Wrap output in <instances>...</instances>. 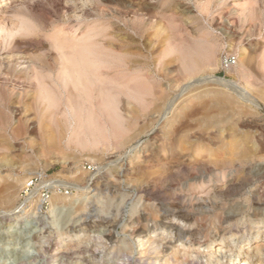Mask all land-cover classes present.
I'll list each match as a JSON object with an SVG mask.
<instances>
[{
	"label": "rangeland",
	"instance_id": "obj_1",
	"mask_svg": "<svg viewBox=\"0 0 264 264\" xmlns=\"http://www.w3.org/2000/svg\"><path fill=\"white\" fill-rule=\"evenodd\" d=\"M0 20V175L20 180L17 204L34 190L39 191L36 199L41 198L42 205L38 216L49 220L42 226L40 223L39 229L44 228L45 233L32 243L44 246L52 235L48 227L58 216L50 212L54 195L69 204L96 194L84 203L79 201V209L83 208L78 214L87 220L84 235L96 230L95 235L113 234L110 241L105 236L93 240L98 241L103 259L114 264H137L132 251H139L141 246L133 236L135 223L147 212L155 215L160 210L157 219L151 217L149 226L168 218L176 226L198 231L191 242L183 240L185 248L177 243V252L182 254L186 249V254L194 256L199 245L204 251L207 243L216 244L211 251L218 255L217 260L194 259L195 264H218L232 246L234 233L240 237L233 249H242L244 256L237 261L244 264L246 253L252 254L246 239L262 226L252 217L254 209L260 208L264 222V0H0ZM77 44H94L103 52L110 50L117 55L110 60L119 58L122 64H134L139 75L136 78L149 83L151 94H143L147 100L138 98L143 102L136 100L140 96L122 95L118 114L123 119L115 115L121 122L113 124V132L112 125L103 126L101 133L93 124H84L79 132L85 137L72 138L73 142L66 138L56 147L43 136L41 83L45 81L56 92L73 89L75 94L82 93L80 99L86 97L82 86L89 83L91 87L90 82L83 80L82 84L79 74L70 67L75 61L72 55L77 56ZM196 49L207 53L199 58ZM189 55L201 65L191 73L181 61ZM232 56L237 61L235 67L223 70L222 62ZM61 70L66 72L67 81ZM207 76L237 83L260 107L211 86L196 88L195 81ZM146 77L148 80H144ZM78 82L82 86L78 87ZM90 89L95 96L100 91L97 84ZM200 90L203 92L198 93ZM224 95L233 100L231 106L220 102ZM178 97L173 111L164 117L165 104ZM129 113L136 119L127 116ZM152 129L156 133L148 137ZM115 135L128 137V145L119 146L123 138L117 140ZM136 141L141 148L138 145L132 157H125ZM142 161L150 166L144 167ZM90 174H96L94 185L101 191L85 196L75 188L84 185ZM52 181H60L63 186L53 189L47 185ZM169 204L182 209L187 217L174 219L164 208ZM4 209L0 206V212ZM31 213H37L35 208ZM230 214L237 217L228 220ZM96 215H108L107 221H115L117 226H100ZM162 231L159 228L152 238L168 236L176 241L171 230ZM241 232L246 234L242 237ZM258 235L262 234L255 233L257 241ZM79 237L72 249L77 250L79 243L80 247L88 245L89 241L81 242L89 236ZM56 241L51 238V246ZM48 253L40 251L28 264H53ZM227 259L228 255L224 264H229Z\"/></svg>",
	"mask_w": 264,
	"mask_h": 264
},
{
	"label": "bare ground",
	"instance_id": "obj_2",
	"mask_svg": "<svg viewBox=\"0 0 264 264\" xmlns=\"http://www.w3.org/2000/svg\"><path fill=\"white\" fill-rule=\"evenodd\" d=\"M4 1H11V0H4ZM150 12H152V11H150ZM0 23H2V22H0ZM151 26H152V24H151ZM82 45L79 46L77 44V46L79 48H77L75 46L77 48L75 50H78L77 56L74 57L72 55V58H75V61L72 64L73 66L70 64V67L72 68L73 71L77 72V75L79 74L78 76H80L79 78L81 79L82 84L90 82L91 87L93 85H96V84L99 86L100 91L98 92V90H96V94L98 92L97 96L93 95V91L92 92L90 91L91 87L88 85L89 83L85 84L83 86H82V84L80 85L79 82L77 83L78 87L80 85V86L84 87L83 89H85V91L82 89L83 90V97H84V93L87 94V95L85 94L86 97H84L82 99H80V97H81L80 94H82V93L75 94L76 92L75 93L72 92L73 89L67 90L65 92H63L62 90L58 91L59 90L58 89L56 92L53 89H51V85L45 83L44 80H43L44 82L41 83V92H42L41 94L43 96V101L45 102L43 104L44 115L41 118V125L45 129L43 136H44V139L52 141L54 146H56V147H59L60 143L63 142L66 138H69L71 140V142H73L75 140L72 138H78L81 136L83 137L84 135L79 132V128L82 127L84 124H87V125L93 124L95 127H97L96 129H98V128L100 129V130L98 129V131L101 133H103V128H102L103 126L112 125V128L111 127L110 128L113 129L114 128L113 124L119 123L118 120L120 121V119L116 116H117L118 112H120V111H118V106H119L118 104L121 103L122 95L126 94L128 96L129 94H131V96H140V97H136V100H137L138 98L140 99L141 97H145V96H143V94L144 95L149 94L150 93L149 91H151V87L149 86V83L147 81H139V79L136 78L139 75L137 73L138 71L135 69L136 66L134 67V64L131 65V63H127V62H124L122 64L120 62H123V61H121V59H119V58H117L115 60H113V59L110 60L112 57H116L117 55L115 56L114 55L115 53L113 51H110V50L107 52H103L102 51L103 49L102 50L99 49L102 47L98 48L94 44L86 45V46H84V45L82 46ZM75 47H73V48H75ZM104 50L106 51L108 49H104ZM201 50H203V49H201ZM195 51H197V55H196L197 57L200 58V57H202V55L205 56L204 53L206 51H204V52L202 51L203 54L200 51V49H198V50L196 49ZM75 54H76V52H75ZM206 55H208V54H206ZM190 56L191 55L182 57L181 61H183L186 72L188 71L191 73V72L195 71L199 67L200 64L198 62V59H195V60L191 59ZM208 56H210V55H208ZM106 58H108V59H106ZM69 60H72V59H69ZM70 67L67 63V68L71 69ZM65 70H67V69H65ZM63 71L61 73H64L65 75L64 74L63 75L67 77L66 72H63ZM73 71H72L73 74L72 73H70V74L74 75L75 72H73ZM69 72H71V71L69 70ZM142 73H143V71H142ZM72 75H70V76H72ZM144 76H143V78H144ZM46 77L47 76H45L44 78H46ZM75 77H73V78L75 79ZM142 79L140 78V80H142ZM63 80H64V78L62 79V81ZM67 80H68V77H67L66 81ZM83 80H85L84 81L85 83H83ZM144 80H148V77H146V79H144ZM41 81H42V79H41ZM48 83H49V81H48ZM73 83H74V85H76V83L74 81H73ZM101 84H104V86L103 85L101 86ZM87 85L89 86L90 90L89 89L86 90V88H88ZM190 85H191V83H190ZM195 85L198 87H196ZM195 85L194 86L198 89L211 86V87L219 89V90H223V91L230 92L232 94H236L237 96L240 97L242 102L256 106V108L260 107L259 106L260 103H258V101L250 93H248L243 87L239 86L235 82L228 81V80L218 78L215 76H207V77L198 78L195 81ZM65 86H67V85H65ZM55 87H57V86L55 85ZM67 89H70V88H67ZM88 90L91 93L90 95H88V93H89ZM201 92H203V91L200 90L198 93H201ZM180 97H178L174 102L170 101V102H168V104H165L164 112H163L164 117L167 116V114H168L166 112L173 111V109L176 106V102H178V100H180ZM146 98L147 97H145V99ZM142 100H144V98ZM139 101H141V100H139ZM232 101L233 100L226 95H224L222 98H220V102L222 104H225V105L230 104L229 106H231ZM141 102H143V101H141ZM144 104H146L145 101H144ZM147 104H149L148 101H147ZM140 105L143 106V103H141ZM233 105H235V104H232V106ZM148 106L150 107V105H148ZM143 108H144L143 110H146L145 107H143ZM134 109H135V107H134ZM141 109H142V107H141ZM136 110H137V108H136ZM143 110H141V112ZM132 111H134L133 108H132ZM134 113L135 112H132V114H134ZM132 114L129 113V115H127V116H130ZM132 116L134 118L136 117V115H132ZM120 117H122V119H123V116H120ZM124 124H126V122ZM128 124L129 123H127L126 125L129 127ZM115 126H117V128L119 129L118 125H115ZM121 126H123V125H121ZM132 127H135V123H134V125H132ZM122 129H124V128H122ZM116 130L117 129L115 128V131ZM111 131L113 132L114 129ZM126 132H128L127 129L125 130V133ZM122 133L123 132H121V133L119 132V134H122ZM155 133H156L155 129H152L148 133V137L153 136ZM113 134H116V133H113ZM117 134H118V132H117ZM131 134L133 135V133H131ZM126 135H127V133H126ZM121 136H124V135H121ZM121 136L117 137L115 135L113 137L116 139L117 138L122 139L123 137H121ZM127 136H129V135H127ZM126 138H128V137H126ZM126 138L124 137L122 140H120L118 145L119 146L126 145L128 142V140ZM119 139H117V140H119ZM97 144H98V142H97ZM106 144H108V143L106 142ZM116 145H117V143H116ZM138 145H140L139 141H136L135 143L131 144L129 147V151L127 152L125 157H132L133 154L135 153ZM143 147H144V149H147L146 145H143ZM114 148H117V147L115 146ZM140 148H141V145H140ZM145 157L149 158L150 152H149V155L145 153ZM142 162L145 163L144 167L147 168L150 166L149 162H144V161H142ZM10 176L11 175H0V206L5 207V209L0 212V264H28V263L34 261L40 255L39 254L40 251H41V253H44L46 255L48 252H52L51 254L48 253V254H50V257L48 259L53 264H114L112 261H110L108 259H103V256L100 255L101 250L98 246V241L93 242L94 239L101 240V238L104 236L107 237V239L110 241L113 239V234H111V233H106V234L99 233L98 235H95L94 233H96V231H97L96 230L95 232H90L88 235H84L83 232L85 231V229L83 227L86 226L87 220L82 219L81 215L78 214L79 210L81 212V209L83 208L81 206L80 207L81 209H79L78 206L80 205V202L83 201L82 203H84V201L95 198L97 195L93 194V193H98L99 191H101L99 189V187L94 185L97 183V182L95 183L96 174H90L87 178H85V180H83V181H85L84 185H77L75 188L76 190L79 191V193H81L85 196L93 194V195H90V197L77 199L73 203H69V204H67V202L65 203V199L63 197H60L58 195H54L52 197L55 200H53V202H52V209L50 210V212L52 213V215L58 214V216L55 217L54 220H52L51 223L53 225L51 227H48V228H50L49 234H52V235L48 236L46 245H44V246H37L36 244L32 243L34 238L38 239L40 237V235H42V234L44 235V233H45V232H42V231H44V228L39 229L40 223L42 226L43 224L47 223L49 220V217H47V216H41V214H40V216H38V214L40 213V212L38 213V211L41 209V205H42L41 198L36 199L37 197H39V191H38V189L34 190L31 194H29L27 196V198L23 202H21L20 204H17L18 196L16 195V192H17L18 183L20 180L14 179V177H13V179H11L12 177H10ZM78 180L81 181L80 178ZM62 184L63 183L60 181L47 182V185L51 186V188H53V189H60L63 186ZM79 184H81V183H79ZM144 192L146 193L147 190ZM140 201H141V199H140ZM77 202H79V203L77 204ZM261 204H263V203H261ZM87 205H88V203H87ZM86 206H84V208ZM149 206H150V204H149ZM144 207L146 208V210H149V209H147L148 207L146 205ZM32 208H35L37 213H31ZM164 208H166V211L170 212L169 214H171L174 217V219H179V218L184 219L187 217L185 212L182 209L174 207L173 204L172 205H170V204L164 205ZM106 209H108V207H106ZM150 209L152 210V208H150ZM83 210H86V209H83ZM146 210H145V212H147ZM151 212L150 213L147 212V214H144L135 223L136 226L134 228L135 231H134L133 236L137 239L136 242L138 243V245L141 246V249L139 251L138 250L135 251V249L132 251L133 256H136L135 261H137V264H195L194 259H196L197 261H199L201 258H204V259L209 258L210 261H214L215 259L216 260L218 259V255L215 252L211 251V249L213 248V246L215 244L214 242L207 243V245L209 247L204 251H201V248L203 246L199 245V249L196 251V253H194V256L192 254H186V249H182V251H184V253L182 252V254L177 252L180 249L177 247L178 245H176V244L181 243L179 245H181L182 247L185 248L186 244H183V240L187 239V241H189V242L194 240V238H196L198 236V233H197L198 231L196 232L197 229L195 230L191 227L187 228L186 226L182 227V226H180V224H179V226H176L172 222H169L168 218L167 219L164 218V219L160 220L158 222L159 225L156 224L155 226H149V222H150V220H152L151 217L154 219H157L158 215L161 211L158 210L157 214H155V215ZM104 213H107V212H104ZM107 216L108 215H106V216L96 215V217L99 219V221H98L99 225L100 226L103 225L107 228H115V226H117L115 221H107V218H109ZM220 216H221V214H220ZM261 216H263V215L260 213V208L258 207L256 209H254L252 217L257 218L258 222L256 224L262 223V226L256 227L257 229L255 230V232L251 233V235L249 234L250 236L246 239V241H247L246 246L247 245L249 246V248H248V250H250L249 252H251V249H252V254L246 253L247 258H244V264H251V263H253V261L256 264H264V243L260 244L261 242H264V232H263L264 230L261 231V229L264 228V226H263L264 222L260 219ZM236 217H237V214H230V215H228V220H232ZM157 221H155V222H157ZM98 227H97V229H98ZM159 228H162V230H163L162 232H168L167 230H169V231L171 230V235L175 236L176 241H174L171 237H168V236H166L160 240L153 239L152 238L153 233H155ZM134 229H132V231ZM255 233L262 234V236L258 235V241H257V238L254 236ZM241 234H242V232H241ZM245 234L246 233L244 232V234H242V237ZM56 235L58 237H55ZM79 236H85V237L89 236L87 239L82 240V242H81V243H86L89 241L87 243L88 245L85 247H80L81 244L79 243V247L77 250L72 249L71 246L78 242V240L80 239ZM232 236H233L232 242H231L232 246H230L227 251H224L222 258H220L219 262L217 261L218 264H224L223 261L227 257V255H228V259H227L228 261L227 262L229 264H239L237 259L240 256H242V257L244 256L241 253L242 249L240 247H239L240 249H233V245L235 244V242L240 237L239 234L234 233V235H232ZM51 238L57 239V241L52 246H51V242H50ZM146 240H147L146 243L149 244L147 247L143 243ZM155 244H157L156 245L157 247L154 249L152 247H154ZM161 246L163 247V249H161V251H159L158 248H160ZM36 247H41L40 248L41 250L38 252L36 250ZM53 247H54V249H53ZM76 247H74V248H76ZM155 250H156V252H155ZM169 250H172V252L169 253L168 252ZM214 250L219 251V249H217V248ZM201 254L203 255V257H201ZM77 255H78V258H75V256H77ZM190 257H192V260L190 259ZM76 259H78V260H76ZM134 264H136V262H134Z\"/></svg>",
	"mask_w": 264,
	"mask_h": 264
},
{
	"label": "built area",
	"instance_id": "obj_3",
	"mask_svg": "<svg viewBox=\"0 0 264 264\" xmlns=\"http://www.w3.org/2000/svg\"><path fill=\"white\" fill-rule=\"evenodd\" d=\"M237 61L235 57H227L223 62H222V68L225 71H230L232 70L235 65H236ZM31 187V185L29 186ZM49 191V190H48ZM49 199V198H48Z\"/></svg>",
	"mask_w": 264,
	"mask_h": 264
}]
</instances>
